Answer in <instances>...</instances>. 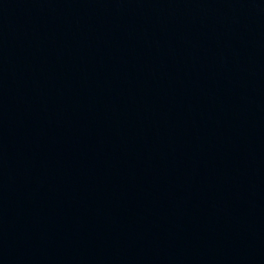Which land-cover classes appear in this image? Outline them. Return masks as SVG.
Segmentation results:
<instances>
[{"label":"water","instance_id":"obj_1","mask_svg":"<svg viewBox=\"0 0 264 264\" xmlns=\"http://www.w3.org/2000/svg\"><path fill=\"white\" fill-rule=\"evenodd\" d=\"M0 264H264V0H0Z\"/></svg>","mask_w":264,"mask_h":264}]
</instances>
